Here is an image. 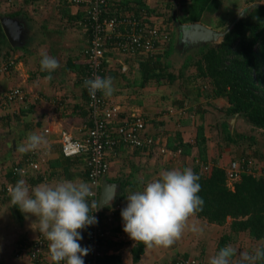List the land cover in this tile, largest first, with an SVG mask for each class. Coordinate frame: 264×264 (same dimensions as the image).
<instances>
[{
	"label": "crops",
	"instance_id": "0c3cea01",
	"mask_svg": "<svg viewBox=\"0 0 264 264\" xmlns=\"http://www.w3.org/2000/svg\"><path fill=\"white\" fill-rule=\"evenodd\" d=\"M159 1L123 0L118 3V7L123 13L135 11L139 14L140 10H145L154 15H162L155 12ZM161 1L167 11L164 17L167 19L171 14L172 24L173 13L178 10L177 17L181 23L199 22L215 29L210 21L202 20V15L210 6L205 2ZM114 2L110 0L111 9L116 6ZM139 4L143 8L138 9L141 7ZM169 5L172 6L171 9L168 8ZM177 5L178 9H173ZM4 19L12 21L9 29L13 33L15 45L10 43L3 30L1 22ZM173 33L174 29L169 42L154 55L143 51L123 55L114 49L105 52L103 77H112L116 89L106 99L119 106V120L129 119L132 115L143 118V132L158 140V145L150 151L121 146L116 157L109 158V172L105 179L116 189L111 204L119 203L122 209L127 205L126 197L130 192L142 190V186L158 178L162 170H194L199 163L208 164L210 168L218 166L224 169L233 161L247 160L255 168V172L264 171V139L253 140L252 145L243 146L249 139L238 138L232 145L231 140L223 138V133L227 134L224 128L233 137L235 133H239L234 125L242 117L238 114L227 115L229 104L226 99L210 97L208 84L200 79L193 80V75L184 76L187 77L185 81L182 77L178 78L177 81L183 80L184 83L175 88L168 84L167 78H150L148 81L143 79L144 65H150L149 68L152 69V63L160 61L164 66L168 64L170 67L171 62L167 58L173 51V42H170L173 41ZM89 39L84 12L80 7L52 0H0V63L8 53L12 54L16 62L13 70L0 76V193L3 187L14 185L21 178L31 186L61 180H82L89 183L86 156L65 158L60 147L63 133L80 140L87 136L92 126L87 107L88 93L83 87L87 76V63L83 53ZM166 51L168 55L165 57ZM44 53L55 57L60 65L51 73L50 81L44 79L47 73L40 71V59ZM16 88H21L26 93V101L5 102L3 94ZM176 89L181 92L175 93ZM210 107L215 111L209 110ZM250 130L252 132L254 129L250 127ZM29 132L44 134L49 141L47 150L18 153L16 145L24 141ZM199 133L207 144L201 151L195 146ZM213 136L220 140L213 142ZM161 149H165V152L162 153ZM31 156L39 163V170L26 168L24 177L18 175L14 179L13 176L9 178V171L22 166L24 159ZM243 175L248 174L243 173L241 177ZM237 182L233 186L226 182V186L234 191ZM98 195L99 200L101 186ZM102 209L101 216L104 217L108 206ZM193 219L203 227V235L186 230L181 239L171 247L147 249L144 246L136 262H133V251L138 242L131 240L123 231L120 212L112 224L106 225L103 264H168L177 258H194L201 264H208L209 257L228 244L241 251H251L259 241L253 239L248 231L232 230L230 218L221 225L209 223L197 216ZM35 222L36 217L26 218L18 207L10 204L9 195L0 198V264H53L47 252L37 262H32L26 255L17 256L22 246L30 249L37 238H45L39 233ZM81 235L83 238L80 244L85 247V231L81 230Z\"/></svg>",
	"mask_w": 264,
	"mask_h": 264
},
{
	"label": "clouds",
	"instance_id": "9594fccd",
	"mask_svg": "<svg viewBox=\"0 0 264 264\" xmlns=\"http://www.w3.org/2000/svg\"><path fill=\"white\" fill-rule=\"evenodd\" d=\"M59 66L55 57L42 55L40 71L47 73L44 79L50 81L51 73ZM83 87L93 98L97 92L111 97L116 90L110 76L85 78ZM48 146L44 134L29 132L26 139L16 145V151L27 154L47 150ZM17 173L21 177L26 175L25 169H17ZM199 179L191 168L160 171L158 178L144 184L142 190L127 195V205L121 210L123 231L147 249L171 247L186 230L203 235V227L193 219L204 206L203 198L198 195ZM8 195L10 204L18 207L26 218L36 217L34 224L48 241L53 264H84L90 248L81 246V230L97 223L96 217L89 213L98 207L97 202L90 199L93 193L88 182L61 180L31 186L21 178L9 185ZM208 264H264V239L251 251H241L228 244L210 256Z\"/></svg>",
	"mask_w": 264,
	"mask_h": 264
},
{
	"label": "built area",
	"instance_id": "2783aa9c",
	"mask_svg": "<svg viewBox=\"0 0 264 264\" xmlns=\"http://www.w3.org/2000/svg\"><path fill=\"white\" fill-rule=\"evenodd\" d=\"M52 1L80 7L84 12L85 24L90 34L88 46L83 53L87 63L86 78H93L97 75L103 77L105 52L108 49H114L123 55L141 51L154 55L162 50L171 39L173 28L163 15H154L145 10L142 12L140 10L137 16L130 12L123 13L118 7V3L120 4L122 0H114V6H116L113 9L110 8V0ZM166 1L171 2L172 0ZM15 66L16 62L13 58L4 59L0 63V76L9 73ZM2 97L7 103L16 101L24 103L27 98L21 88L10 89ZM87 107L92 122L87 136L78 140L63 133L60 137V147L65 158H73L81 154L88 156L87 178L93 193L90 199L95 200L98 207L89 213L96 217L97 223L82 229L86 234L85 247L90 248L89 254L84 259L86 264H100V259L105 254L106 225L112 224L122 210L119 203H113L104 212L105 216H101L103 209L99 206L98 192L102 179L109 172V158L115 157V153L112 152L119 146L150 151L158 145V140L143 132L145 129L143 118L132 115L129 119L119 120V106L111 104L100 92H97L95 98L88 94ZM161 152L164 153L165 149H161ZM198 166L203 176L210 173L211 168L208 164L199 163ZM26 168L38 171L39 163L31 156L24 159L22 166L14 167L13 172L19 175L17 169L26 171ZM224 169L230 186H233L243 173L262 177L264 181V174L253 171L254 168L250 163L242 164L233 161ZM0 195H8V187L4 194ZM45 252L48 253V241L45 238H37L30 249L22 246L17 256L26 255L32 262H37ZM168 264L201 263L194 258H177Z\"/></svg>",
	"mask_w": 264,
	"mask_h": 264
},
{
	"label": "trees",
	"instance_id": "16d2710c",
	"mask_svg": "<svg viewBox=\"0 0 264 264\" xmlns=\"http://www.w3.org/2000/svg\"><path fill=\"white\" fill-rule=\"evenodd\" d=\"M245 2L249 5L247 9H244L245 14L225 34L220 43L207 45L205 50L198 53L201 55L194 63L196 74L192 78L196 81L200 79L209 85L210 97L226 99L229 104L227 115L238 114L252 128L264 130V0H245ZM139 6L141 7L138 9L143 8L141 4ZM171 7L169 5L168 8L171 9ZM133 12V15H138L137 12ZM237 15H234L233 21ZM166 18L168 23H172L171 14ZM217 23L213 26L216 30L227 26L224 20ZM164 55L166 57L168 52H164ZM7 58H12V54H6L4 59ZM152 65V69L149 68L150 65L142 67L143 79L146 81L150 78L157 80L167 78L173 83L178 78H184L185 69L189 67L187 63L184 64L183 68L179 69V74L175 75L169 72L168 64L164 66L162 62L154 61ZM224 130L227 134L223 138H228L232 144L237 142L238 138L254 140L251 135L235 133L233 137L227 128ZM206 145V139L199 133L195 139V146L201 151ZM117 151L118 148L112 152L115 153V157ZM85 156L87 164L88 156ZM239 163L248 162L245 160ZM193 171L200 177L198 182L201 185V191L198 195L204 200L203 210L196 214L197 217L219 225L230 218L232 230L248 231L255 240L264 239V181L262 177L243 175L235 184L234 191H231L226 186L225 169L213 166L206 177H203L198 165ZM261 174H264V171ZM7 175L9 178L13 176V179L18 176L14 174L13 168ZM5 190L6 187H3L0 194H4ZM143 248L144 245L138 242L133 251V262H136ZM100 264H103V258L100 259Z\"/></svg>",
	"mask_w": 264,
	"mask_h": 264
},
{
	"label": "rangeland",
	"instance_id": "374dc122",
	"mask_svg": "<svg viewBox=\"0 0 264 264\" xmlns=\"http://www.w3.org/2000/svg\"><path fill=\"white\" fill-rule=\"evenodd\" d=\"M204 2H205V4H208L210 6H208L205 14L202 15V20L210 21L212 23V26L217 25L218 24L217 22L224 20V22H226L227 26L226 27L224 26L223 29L218 30L221 32H224L230 26V24L233 22L234 15L241 13L242 11H244L245 8H247L249 6L245 2V0H205V1L201 0L200 3H204ZM158 4L159 5L157 6V9L155 12L161 13L163 16H165V13L167 11L165 8H163L164 2H162L160 0L158 2ZM253 5H255V4H253ZM201 6L203 7V4H201ZM202 7H200L199 15L201 14V8ZM174 9H178V5L175 6ZM177 11H175L173 14H174V18L176 17L178 19ZM232 14H234V15H232ZM236 17L237 16H235V18ZM171 27L174 29V24L171 23ZM209 28H212V27H209ZM173 34H174L173 35V43H172V45H173L172 50L173 51L170 53V55L167 58V61L171 62L170 67H169V71L175 75H178L179 69H182L183 65L187 63L189 65V67L187 69H185L184 76L196 74V69H195L194 63L199 59V57L201 55L198 53L200 51L202 52L203 50H205L206 49L205 47H207V45H216L218 43L201 45L200 47L198 46V47H195L192 49H188L185 45H182L181 43L178 42L175 29H174ZM160 60H162V59L160 58ZM162 61L164 62V59ZM182 79L185 81L184 78H182ZM183 80H178V81L175 80L173 83L169 82L168 84L171 87L175 88V86L183 85V83H184ZM174 92L179 93L181 91H180V89H176V90H174ZM216 105L218 106L219 104H216ZM209 110H211L213 112L215 111V109L212 107H210ZM219 115H221V114L219 113ZM250 127L251 126L243 118L237 119L235 122V125H234V129L235 130L237 129V131L239 133H244L245 135L249 134V135L253 136L254 140H256V141H258V140L261 141L262 139H264V132H261V130L257 129V128H253L254 130L251 132ZM223 134H224L223 135V137H224L226 134L225 133H223ZM212 140H213V142L217 143L218 140H220V139H218V137H216V136H213ZM244 143L245 144L243 146H247V145L249 146L251 143H253V141L251 142L250 140H247ZM232 149H233V146H232ZM254 170H255V168H254ZM2 197L3 196L0 195L1 199H2Z\"/></svg>",
	"mask_w": 264,
	"mask_h": 264
},
{
	"label": "water",
	"instance_id": "95a60500",
	"mask_svg": "<svg viewBox=\"0 0 264 264\" xmlns=\"http://www.w3.org/2000/svg\"><path fill=\"white\" fill-rule=\"evenodd\" d=\"M247 9V8H246ZM245 10L242 11L230 26L224 31L214 30L202 23H181L176 17L174 18V29L176 31L177 40L182 45H185L188 49L200 47L201 45L220 43L219 41L225 36V34L233 27V25L243 17ZM12 23L10 19L2 20L3 30L12 45L13 33L9 29V23ZM19 44V43H18ZM116 189L105 178L101 182V195L99 199L100 208L109 206L113 198H115Z\"/></svg>",
	"mask_w": 264,
	"mask_h": 264
}]
</instances>
